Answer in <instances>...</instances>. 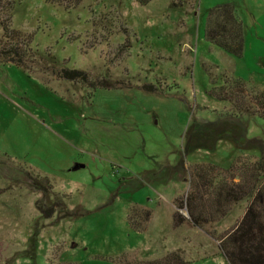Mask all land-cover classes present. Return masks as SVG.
I'll list each match as a JSON object with an SVG mask.
<instances>
[{
    "label": "rangeland",
    "instance_id": "obj_1",
    "mask_svg": "<svg viewBox=\"0 0 264 264\" xmlns=\"http://www.w3.org/2000/svg\"><path fill=\"white\" fill-rule=\"evenodd\" d=\"M228 1L199 0L195 9L194 0H83L72 10L46 0L0 2H13L12 26L22 32L11 42L35 54L25 58L28 68L0 63V264H114L123 253L155 259L170 251L192 264H230L210 232L234 227L242 206L204 229L173 227L190 165L264 156V118L237 114L210 94L205 63L247 81L250 66L264 83V45L253 46L252 31L245 68V59L205 38L209 8ZM233 2L243 13L251 3L264 42V0ZM52 64L82 69L90 81L59 78ZM100 79L107 85L90 83ZM29 169L69 194L72 215L44 216ZM134 204L153 212L144 232L128 221Z\"/></svg>",
    "mask_w": 264,
    "mask_h": 264
},
{
    "label": "trees",
    "instance_id": "obj_2",
    "mask_svg": "<svg viewBox=\"0 0 264 264\" xmlns=\"http://www.w3.org/2000/svg\"><path fill=\"white\" fill-rule=\"evenodd\" d=\"M49 3L72 10L83 0H46ZM146 5L152 0H137ZM2 3L3 0H0ZM195 9L199 0H194ZM183 1H173V6H184ZM5 8V10H3ZM0 26L3 29L7 45L0 44V63H15L28 68L25 58L35 57L26 54L19 42H11L14 37L22 36L21 30L12 26L13 2L1 5ZM3 10V11H2ZM23 37V36H22ZM20 37V38H22ZM205 38L212 45L236 58L244 55L245 39L244 24L236 12L233 1L216 4L209 8L205 28ZM32 35L26 43L31 44ZM35 53V52H34ZM32 56V57H30ZM53 72L59 78L70 81H90L89 74L82 69L56 68ZM56 68V69H55ZM205 69L212 80L210 94L217 99L232 103L237 114L249 113L264 118V90L256 84L239 76L226 72L216 73L218 65L205 63ZM93 85L106 86V79L91 80ZM144 88L154 92L163 89L154 84H146ZM28 173L33 177L32 189L41 191L43 197L37 201L39 210L45 217L55 214L58 217L72 215L68 204L64 201L69 194L55 191L54 184L48 176L45 181L33 169ZM189 188L186 194L175 199L176 210L173 214V226L179 227L185 223L205 228L208 224L226 217L233 206L247 200V206L242 218L222 235H216L219 248L230 264H264V156L255 157L247 154L238 155L229 167L215 163H195L188 167ZM182 210L187 211L184 212ZM78 212H74L77 214ZM153 216L150 208L134 204L131 206L128 221L137 231L144 232ZM133 255V256H132ZM114 264H192L180 251H170L155 259H140L135 254L123 253L113 259Z\"/></svg>",
    "mask_w": 264,
    "mask_h": 264
},
{
    "label": "crops",
    "instance_id": "obj_3",
    "mask_svg": "<svg viewBox=\"0 0 264 264\" xmlns=\"http://www.w3.org/2000/svg\"><path fill=\"white\" fill-rule=\"evenodd\" d=\"M233 1H235V0H233ZM239 7V6H238ZM237 7V5H236V12H237V14H238V16H239V18L242 20V22H243V24H244V39H245V50H244V55L241 57V58H238V59H245V60H241L242 62H240L242 65H244L243 67L245 68V66H248L247 64H246V60L248 59V57H247V55L249 54V51H248V49H247V43H248V37H249V32L250 31H252L253 32V35H254V42H253V46L257 43V42H259V44H262V45H264V42H262L260 39H259V37H257V34H259V31H258V33H254V31H253V28L256 26V20H257V18L255 17V9L253 8V6L251 5V3L250 2H247L246 3V6H245V10H246V12H242L241 11V9H239ZM248 26H249V29H248ZM262 28L264 29V26H262ZM257 56H258V59H259V62H260V64H261V66H263L264 65V48L262 47L261 48V46H260V48H259V51H258V54H257ZM235 66H236V70L238 71L239 70V68H238V62L237 61H235ZM246 68H248V71L250 72L249 73V81H251V82H253L254 84L256 83V85L260 88V89H262V90H264V83L263 82H260L259 81V79L261 78V76H256V75H254L255 74V70H253V69H251L250 68V66L249 67H246ZM247 203H248V201L246 200V201H241V202H239V203H237L236 205H234L233 206V208L234 207H236V206H238V205H240V206H242L243 208V213H242V215H241V218H242V216L244 215V213H245V210H246V206H247ZM176 207V206H175ZM232 208V209H233ZM232 211V210H231ZM230 211V212H231ZM153 217V216H152ZM240 218V219H241ZM152 219V218H151ZM150 222H151V220H150ZM149 222V223H150ZM185 224H188V223H185ZM184 225V224H183ZM182 225V226H183ZM190 225V224H189ZM182 226H179V227H182ZM148 227H149V224H148ZM174 227V226H173ZM179 227H174V228H179Z\"/></svg>",
    "mask_w": 264,
    "mask_h": 264
}]
</instances>
